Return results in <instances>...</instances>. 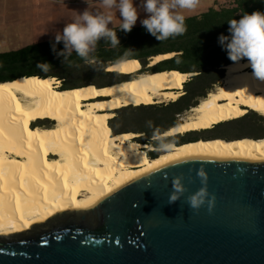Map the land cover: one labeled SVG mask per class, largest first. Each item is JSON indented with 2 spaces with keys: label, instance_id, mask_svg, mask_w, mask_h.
Instances as JSON below:
<instances>
[{
  "label": "bare ground",
  "instance_id": "1",
  "mask_svg": "<svg viewBox=\"0 0 264 264\" xmlns=\"http://www.w3.org/2000/svg\"><path fill=\"white\" fill-rule=\"evenodd\" d=\"M173 55H158L152 63ZM250 67L243 60L228 65L222 84L168 132L212 128L242 117L245 107L264 114V81ZM141 68L138 59H130L108 70L131 73ZM190 76L173 69L142 73L105 88L89 84L66 90L56 77L0 83V239L45 225L68 210L95 206L127 182L161 167L164 156L264 161V137L174 143L172 150L150 158V146L134 141L138 134H113L109 120L114 109L177 100ZM102 96L108 98L99 100ZM47 119L50 126H32Z\"/></svg>",
  "mask_w": 264,
  "mask_h": 264
},
{
  "label": "water",
  "instance_id": "2",
  "mask_svg": "<svg viewBox=\"0 0 264 264\" xmlns=\"http://www.w3.org/2000/svg\"><path fill=\"white\" fill-rule=\"evenodd\" d=\"M203 158L150 171L95 206L0 239V264H264V161ZM202 164L216 197L211 212L207 205L194 211L186 202L202 186L196 176ZM176 175H183L187 191L169 204Z\"/></svg>",
  "mask_w": 264,
  "mask_h": 264
},
{
  "label": "trees",
  "instance_id": "3",
  "mask_svg": "<svg viewBox=\"0 0 264 264\" xmlns=\"http://www.w3.org/2000/svg\"><path fill=\"white\" fill-rule=\"evenodd\" d=\"M254 11L264 13V0H231L230 4L222 5L221 7H218V2L216 1L215 7H211L201 14L186 17L185 24L187 30L184 34L170 37L164 41L157 40L142 24L134 25L129 32L120 29V25L110 27L116 31L120 45L112 47L110 43L105 42L103 39L100 40L97 43L95 51L91 54L94 63H85L73 52L70 57V60L73 62L72 66L66 65L62 62L63 57L57 56L52 50L55 38L33 43L16 50L0 52V83L14 81L25 76L58 77L65 84L62 86V89L66 90L95 84L93 82H86L74 85L66 82L68 77H71L78 69L85 66H90L95 71L101 73L103 77L109 79L110 82L107 84L110 85L132 80L142 73H154L172 69L186 72V67H204L215 64L226 67L227 64L233 63V61L228 58L227 50L219 43L218 38L221 34L230 37L229 20H239L245 13L251 14ZM161 42H166L167 45H159ZM63 47V42L56 44V51L59 52ZM126 52L128 53L127 55H125ZM167 53H174V55L152 66H148L150 61L156 56ZM130 59H139L142 62L143 67L139 70V74L107 70V65L109 64ZM242 60L247 59L242 58ZM38 62H47L50 65L49 71L43 72L38 69L36 67ZM224 73L225 69L219 73L208 71L202 80L190 85V93L187 92L186 95L168 104H131L121 107L119 110L120 114L116 120L136 121L140 126L138 131L145 135L141 143L146 144L151 138L153 131V129L146 126L148 121H152L154 128H159L161 133L179 125L181 121L178 119L177 114L186 109H191L200 103V99L195 98L197 95L196 91L202 86L203 82L210 83L214 78H223ZM187 84L189 83L187 82ZM97 85L102 86L103 84ZM203 88L205 89L204 97H206L208 87L203 86ZM172 119H174L173 122H171ZM109 124L113 130V134L124 132L111 124L110 120ZM32 126H36V123ZM191 132L194 131L175 134L169 136V139L172 141L179 139L181 140V144L187 141L185 138ZM137 140L134 139V141ZM151 142L155 147V142ZM148 153L150 158H156L160 155V151H157L156 148L155 150L148 151Z\"/></svg>",
  "mask_w": 264,
  "mask_h": 264
},
{
  "label": "clouds",
  "instance_id": "4",
  "mask_svg": "<svg viewBox=\"0 0 264 264\" xmlns=\"http://www.w3.org/2000/svg\"><path fill=\"white\" fill-rule=\"evenodd\" d=\"M199 3L200 0H142L143 10L148 15L141 23L159 41L182 35L187 30L183 10H194ZM102 5L108 9L116 8L122 21L120 29L125 32L131 31L138 18V11L133 0H102ZM110 23H112L111 15L102 12L93 13L85 9L72 22L66 23L62 32L56 34L52 50L57 56L63 57L62 62L68 66H72L70 57L73 52L85 63H94L91 54L100 40L110 43L112 47L120 45L116 31L109 27ZM228 23L230 37L221 34L218 38L219 43L226 48L228 58L233 62L246 58L252 68V75L264 81V13L260 11L245 13L239 20L231 19ZM60 42H63L64 47L57 52L56 44ZM127 54L126 52L125 55ZM36 67L43 72L50 69L47 62H38ZM146 126L153 129L151 140L155 142L157 151L167 152L174 148V141L169 139L172 133H161L159 128H154L152 121H148ZM163 159L164 164L154 171L158 172L169 164L179 165L204 158L190 153L176 157L164 156ZM196 176L200 179L202 186L188 195L186 202L194 211H199L201 207L207 205L208 211L211 212L215 206L216 197L208 191V173L203 164L196 169ZM165 179H167V173H165ZM183 180V175L173 176V190L169 195V204L180 200L187 191Z\"/></svg>",
  "mask_w": 264,
  "mask_h": 264
},
{
  "label": "rangeland",
  "instance_id": "5",
  "mask_svg": "<svg viewBox=\"0 0 264 264\" xmlns=\"http://www.w3.org/2000/svg\"><path fill=\"white\" fill-rule=\"evenodd\" d=\"M216 1L218 2V7L231 3V0H200L199 5L194 10H183V14L185 17L201 14L211 7H215ZM133 4L138 11V18L135 25H141V21L146 18L148 14L143 10L142 0H133ZM85 9H88V11L93 13L102 12L111 15L112 23L109 24V27L118 26L122 23L119 11L116 8H105L102 5V0H0V52L16 50L33 43L54 39L57 33L63 31L66 23L72 22ZM159 45L165 46L167 43L161 42ZM153 61L154 60H151L148 66H152ZM226 72L227 70L225 68V75ZM223 79H221L220 84H222ZM59 81L61 87L65 85L62 79ZM66 82H68V84L79 85L86 82L99 84L109 83L110 81L103 77L101 73L95 71V69H92L90 66H85L78 69L73 75H71V77H68ZM187 82H189V79ZM187 82H185L184 87L181 90L182 95H180L179 98L187 94ZM208 93L207 96L209 95ZM92 100L98 101L97 98ZM173 101L176 100L170 99L168 101L164 100L163 102L151 104H168ZM120 109L121 108H117L113 110L114 116L110 118L111 124L117 126L124 132H134L138 134L134 139H138L137 141L141 142L145 135L138 131L140 126L136 121L116 120L120 114ZM191 110L192 109H189L187 113H184L180 121H182ZM258 113L261 112L258 111ZM259 116L264 117V114L261 113ZM35 123L40 126L51 125L48 119L39 120L38 122L34 121L32 125H35ZM262 128H264L263 122L243 119V117H241L235 119L233 122L224 124L217 129L216 133L225 134L231 138H240L257 132ZM146 144L150 146L148 151L155 150L153 145L150 143Z\"/></svg>",
  "mask_w": 264,
  "mask_h": 264
},
{
  "label": "flooded vegetation",
  "instance_id": "6",
  "mask_svg": "<svg viewBox=\"0 0 264 264\" xmlns=\"http://www.w3.org/2000/svg\"><path fill=\"white\" fill-rule=\"evenodd\" d=\"M187 71L186 73H191V76L189 78V84L186 85V92L190 93L189 87L192 83H196L199 82L200 80L203 79V77L206 76V74L208 73V71H215V72H221L223 69H225L224 65H220V64H215L213 66H204V67H186ZM214 78V77H213ZM205 79V78H204ZM223 78L220 79H212V81L210 83L207 82H203L202 86L197 89L196 91V98L195 99H201L204 98V93H205V89L203 88V86H207L208 87V91L215 89L216 87H218L220 84V81ZM99 84H103L106 85L107 83H99ZM209 94V93H208ZM245 115L243 114V119H250L252 121H259V122H264V117L259 116V114L261 115V113H258L257 110L250 108L249 107H245ZM189 109L184 110L183 112H179L177 114L178 119H181V117H183L184 113H187ZM241 118V117H240ZM238 119V118H236ZM174 119L171 120V122H173ZM234 120H228V121H223L222 123L216 125L215 127L212 128H203V129H193L194 132H191L190 134H188V136L185 138V140L187 141H194V140H199V139H209V138H224V139H234L231 138L225 134H217L216 131L217 129H219L221 126H223L224 124L233 122ZM264 124V123H263ZM192 131V130H190ZM243 137H252V138H263L264 137V128L258 130L257 132L251 133L247 136H243ZM136 138V137H135ZM143 140V138H142ZM151 138L147 141L148 143H150L152 145L151 142ZM179 139H176L174 142L180 144Z\"/></svg>",
  "mask_w": 264,
  "mask_h": 264
}]
</instances>
